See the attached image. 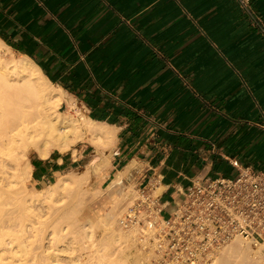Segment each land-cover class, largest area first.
Returning a JSON list of instances; mask_svg holds the SVG:
<instances>
[{"label":"crops","instance_id":"obj_1","mask_svg":"<svg viewBox=\"0 0 264 264\" xmlns=\"http://www.w3.org/2000/svg\"><path fill=\"white\" fill-rule=\"evenodd\" d=\"M262 29L264 0H0V40L116 129L106 181L150 187L164 217L232 161L264 173ZM32 162L44 181L66 158Z\"/></svg>","mask_w":264,"mask_h":264},{"label":"bare ground","instance_id":"obj_2","mask_svg":"<svg viewBox=\"0 0 264 264\" xmlns=\"http://www.w3.org/2000/svg\"><path fill=\"white\" fill-rule=\"evenodd\" d=\"M4 49L13 54L0 40V264H153L152 251L143 244L139 248L138 228L124 232L118 226L123 206L134 197L122 189V175L105 189H87L93 178L98 184L106 180L102 176L118 141L116 129L81 112L78 102L31 59L6 57ZM85 141L94 147L96 159L81 174H63L36 194L27 190L34 169L30 152L46 160L54 151L76 154L73 147ZM89 193L106 195L110 206L100 217L82 221ZM96 228L103 231L98 241ZM221 252L210 264L264 261L262 247L254 250L241 238Z\"/></svg>","mask_w":264,"mask_h":264},{"label":"built area","instance_id":"obj_3","mask_svg":"<svg viewBox=\"0 0 264 264\" xmlns=\"http://www.w3.org/2000/svg\"><path fill=\"white\" fill-rule=\"evenodd\" d=\"M238 2L248 11L250 0ZM230 164L237 170L234 177L194 180L168 217L150 187L137 188L119 227L138 228L140 247L152 251L153 264H210L238 238L264 252V173L238 161Z\"/></svg>","mask_w":264,"mask_h":264},{"label":"rangeland","instance_id":"obj_4","mask_svg":"<svg viewBox=\"0 0 264 264\" xmlns=\"http://www.w3.org/2000/svg\"><path fill=\"white\" fill-rule=\"evenodd\" d=\"M3 52H4V55L6 57H11V56L12 57H14V56L15 57H19V55L14 54V53L11 54L7 50H5V49L3 50ZM77 105L81 109V112L83 111V113L85 114L86 113L85 110L82 107H80L79 103H77ZM62 107H63L62 108V112H67L68 111L66 105H63ZM85 115H87V114H85ZM90 144H91L90 142L85 141V142H81V143L77 144L76 146H74L73 149H76L77 150L76 151V154H73V150H70V151L65 152V153H61L66 158V164L64 166V171H63L62 174H66V173H69V172H73L74 174L79 175V174H81V172H83V170L87 167L88 164H91V163L94 162V160L96 159L95 149ZM53 153H59V152L54 151ZM36 158H38V155L35 152L32 151V152L29 153V159H30L31 162L34 159H36ZM72 161H74V162H72ZM109 171H110V166H108V167H106L104 169V173H103L104 175L102 176L104 179L107 178V176L109 174ZM62 174H60V175H62ZM60 175H57L55 178L46 179L44 181H37L36 178H35V176L32 173V178L27 181L26 188L31 193H34V191H35V194H36L37 191H40L42 189L44 190V189H46L47 186H49L52 183H54ZM97 181H99V180H95V178H93L88 183L87 189L90 190L91 193L95 192V190H97L98 188L105 189L108 186V184L110 183V180L109 181L104 180L101 184H98ZM126 188H128V192L131 193L132 195H134V197H133L132 200H130V203L128 201L125 204L127 207L126 206H123V210H124V212H122L123 214L130 207L129 204H132L133 201H134V199H135V197H136V189H134V186L133 185L129 186V185H124L123 184L122 185V189H126ZM91 193L88 194V197L91 196ZM89 200H91V201H89ZM89 200H88L89 202L87 201L86 202V205H84L85 207L83 208L82 218H81L82 221H84L87 218H93V217L95 218L96 216L97 217H100L101 215H103V213H105L104 211H107V208L109 209V206H110L107 203L109 200H108V197L106 195L104 197H102V198H100V197H96L95 198V196H94V198L92 197ZM105 205L107 206L106 209H104V206ZM125 207H126V209H124ZM100 210H102V211H100ZM120 218H121V216H120ZM118 224H116V227H117ZM123 231L126 232L128 230H123ZM101 235L103 236L102 229H97L96 228V230H95V236H97L96 237V240L97 241L102 238ZM233 242L234 241H232L231 243H229L228 245H226V247L229 246L230 244H232ZM226 247L223 248V251H224V249ZM251 247L254 250H258V248H259V247L256 248L253 245H251ZM139 248H141L143 250L142 247L139 246ZM221 250L214 256V258L212 259V261H214L216 258L217 259L215 260V262L220 259L221 255H222ZM212 261L210 263H212ZM262 264H264V261H263Z\"/></svg>","mask_w":264,"mask_h":264},{"label":"trees","instance_id":"obj_5","mask_svg":"<svg viewBox=\"0 0 264 264\" xmlns=\"http://www.w3.org/2000/svg\"><path fill=\"white\" fill-rule=\"evenodd\" d=\"M32 164L35 166V162H32Z\"/></svg>","mask_w":264,"mask_h":264}]
</instances>
